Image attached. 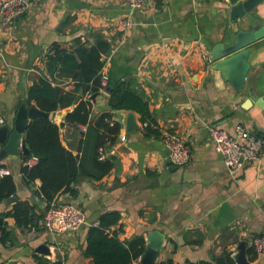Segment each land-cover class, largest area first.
<instances>
[{"label":"crops","instance_id":"1","mask_svg":"<svg viewBox=\"0 0 264 264\" xmlns=\"http://www.w3.org/2000/svg\"><path fill=\"white\" fill-rule=\"evenodd\" d=\"M229 10L227 0H147L136 11L124 0H29L27 11L7 30H0L4 125H13L19 105L26 104L25 93L39 79L74 95L69 107L48 113L57 127L63 123L58 127L61 145L77 158L79 168L72 186L75 196L60 192L52 203L71 204L87 220L73 232L32 234L17 228L12 218L1 217L13 240L0 243V264L54 260L93 264L85 254L88 229L111 212L119 214L120 220L108 233L116 232L124 248L143 239L144 251L147 236L163 234L155 264H236L233 256L240 242L247 243L249 264H264V253L255 255L250 245L264 231V151L256 162L231 175L209 135L211 127L233 134L234 127L241 125L264 139V108L249 100L245 89H233L213 70L210 59L211 50L217 44L233 43L237 31H256L264 25V2L236 25ZM96 33L112 44L101 57L100 73L107 76V88L125 82L147 104L151 135H146L137 113L110 110L106 89L99 88L95 94L77 90L76 81L50 66L51 45L89 46ZM250 50L255 90L264 102V39ZM69 81L75 83L73 89L67 87ZM81 101L91 104V122L111 113L120 126L116 142L105 152L100 150L98 160L93 127L85 125L81 133L75 124L64 121ZM129 117L137 128L127 132ZM166 134L185 139L191 150L185 165L169 164L162 141ZM22 160L18 165L2 162L13 178L15 193L0 204V216L21 201L33 206L34 216L41 219L47 206L38 195L40 181L25 183ZM105 162L110 169L102 166ZM42 244L49 247L50 257L37 252ZM139 258L131 264H140Z\"/></svg>","mask_w":264,"mask_h":264},{"label":"trees","instance_id":"2","mask_svg":"<svg viewBox=\"0 0 264 264\" xmlns=\"http://www.w3.org/2000/svg\"><path fill=\"white\" fill-rule=\"evenodd\" d=\"M93 44L85 46L75 42L71 48H62L53 44L50 46V53L47 57L51 67L58 68L59 74L69 77L77 82L76 89L95 94L99 89L100 71L103 67L101 57L107 55L112 48L109 42L101 34H94ZM59 75V76H60ZM26 94V106L34 103L37 108L46 113L55 112L58 109L69 107L74 101V95L63 92L57 86H52L46 79H39L28 88ZM109 108L111 111H131L140 116L145 125L146 135L154 131L146 124L150 117L147 104L142 101L125 82L114 84L109 93ZM91 104L81 101L75 109L69 113L65 121L74 124L87 125L89 129L96 132L95 160L111 147L117 139L120 126L112 120L111 113L101 114L96 121L91 122L89 116ZM23 139L31 156L38 159L36 165L27 172L21 166V174L26 184L34 180L40 181L38 195L46 203V208L55 200L61 192L75 196L72 188L75 183L79 168L77 158L71 152L62 147L58 127L47 119H35L26 128ZM100 150L102 152H100ZM24 156L23 159H26ZM104 165L110 169V165ZM15 193V184L11 175L0 179V204L10 199ZM12 218L15 226L27 230L31 225L36 224L39 218L34 216V207L27 202L15 201L10 212L2 214L0 218ZM120 215L111 212L103 214L98 220V226L88 229L87 247L85 254L92 259L93 264H131L137 260L143 252L144 241L137 239L126 247L117 240V233L109 234L110 227L117 225ZM0 243L5 245L13 240L12 233L8 231L7 225H0ZM2 264V263H1ZM160 264H173L166 261ZM209 264V263H198Z\"/></svg>","mask_w":264,"mask_h":264},{"label":"built area","instance_id":"3","mask_svg":"<svg viewBox=\"0 0 264 264\" xmlns=\"http://www.w3.org/2000/svg\"><path fill=\"white\" fill-rule=\"evenodd\" d=\"M131 10L141 9L147 0H124ZM157 1V0H153ZM29 0H0V30H7L17 21L28 9ZM67 84V82H66ZM65 84V85H66ZM75 83L69 81L67 87L73 89ZM108 87V79L104 73H100L99 88L104 91ZM5 124L0 115V127ZM75 127L84 133L86 126L75 124ZM209 135L214 151L222 158L223 164L229 174L234 175L245 166L256 162L264 151V139L255 135L241 125L234 127L233 134L227 131L211 127ZM163 143L168 153L170 165L180 167L185 165L190 158L191 150L183 137L176 134H166ZM38 162L35 156H27L22 160L21 166L29 172ZM9 169L4 164H0V179L9 175ZM41 197V196H40ZM42 198V197H41ZM87 224L85 215L71 204L52 203L45 210L41 220L28 227L32 234L47 232L50 234H64L78 230ZM98 226V222L90 224ZM1 236V234H0ZM251 248L255 255L264 253V231L260 236L251 240Z\"/></svg>","mask_w":264,"mask_h":264},{"label":"water","instance_id":"4","mask_svg":"<svg viewBox=\"0 0 264 264\" xmlns=\"http://www.w3.org/2000/svg\"><path fill=\"white\" fill-rule=\"evenodd\" d=\"M264 0H227L231 10H229V18L233 25L237 24L247 13L252 11L258 4ZM264 39V25L256 31L239 30L234 34V42L224 46L217 44L210 52L211 62L214 64L213 70L220 73L222 78L227 81L231 87L237 91L245 89L249 100L259 103V107L264 108V102L257 95L254 85V72L251 70L249 56L250 47L255 43ZM108 93L111 92L107 88ZM133 116L132 114H130ZM48 113L41 111L36 105L29 107L22 102L15 114L13 125L11 127L3 125L0 127V163L5 160L11 161L13 165H18L24 156H29L30 151L23 139V134L30 122L35 119H47ZM66 117L64 116V119ZM130 118V117H129ZM65 121V120H64ZM127 132L136 130L133 118L128 120ZM60 123L58 127H62ZM3 224L0 218V225ZM163 234L153 232L146 238V246L139 258L140 264H155L159 257V251L164 242ZM247 243L240 242L238 251L234 254L233 259L236 264H249L246 260ZM44 257H50L49 247L45 244L36 248ZM48 264H62L61 260H54Z\"/></svg>","mask_w":264,"mask_h":264},{"label":"bare ground","instance_id":"5","mask_svg":"<svg viewBox=\"0 0 264 264\" xmlns=\"http://www.w3.org/2000/svg\"><path fill=\"white\" fill-rule=\"evenodd\" d=\"M64 114H65V113H64ZM61 117H62V116H61ZM61 117H60V118H61ZM61 123H62V122H61Z\"/></svg>","mask_w":264,"mask_h":264}]
</instances>
